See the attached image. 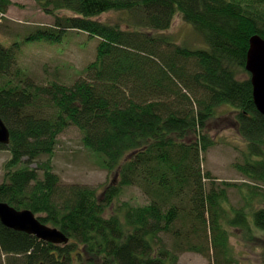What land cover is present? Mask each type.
<instances>
[{
    "label": "trees",
    "instance_id": "16d2710c",
    "mask_svg": "<svg viewBox=\"0 0 264 264\" xmlns=\"http://www.w3.org/2000/svg\"><path fill=\"white\" fill-rule=\"evenodd\" d=\"M34 1L56 19L51 31L99 42L95 59L72 84H39L18 63L20 43L0 42V116L10 132L0 151L11 155L0 202L31 210L70 238L55 245L0 221V264H180L187 252L236 264L225 225L251 238L250 213L264 232V115L246 70L251 38L264 39V0ZM11 5L0 0V14ZM112 11L127 15L126 29L97 19ZM178 16L208 49L192 50L164 34ZM42 29L41 35L49 31ZM241 73L248 77L239 79ZM223 107L234 111L249 144L244 163L234 164L249 181L239 186L218 183L202 168L214 144L209 124ZM70 126L105 169L117 172L101 195L63 185L53 171L59 136ZM130 187L147 203L107 214ZM227 187L243 200L232 218Z\"/></svg>",
    "mask_w": 264,
    "mask_h": 264
},
{
    "label": "rangeland",
    "instance_id": "374dc122",
    "mask_svg": "<svg viewBox=\"0 0 264 264\" xmlns=\"http://www.w3.org/2000/svg\"><path fill=\"white\" fill-rule=\"evenodd\" d=\"M5 16L0 15V42L20 43L18 63L36 82L44 84L49 80H60L72 84L84 69L96 57L98 39L78 32L51 31L55 26V18L40 9L34 0H11ZM60 12L59 15H68ZM127 15L122 12H108L97 19L109 24H121L126 29ZM41 27V28H39ZM46 34L41 35L44 30ZM173 43L186 46L192 50H206L208 45L201 35L196 33L192 25L184 22L181 16L174 19L170 30L164 32ZM241 73L239 79L247 78ZM232 108V107H231ZM213 146L203 157L202 168L209 172L212 180L218 183L239 186L249 182L235 170L234 164L244 163L249 156V144L238 131V125L233 110L223 107L209 124ZM7 150L0 151V182L4 181V165L10 158ZM42 156L40 161L47 160ZM53 171L58 174L63 185L78 184L96 188L101 195L104 190L117 179L116 171H109L102 165L97 153L89 151L82 142L81 132L70 126L59 136V143L52 160ZM35 167V164L33 165ZM43 176V171H40ZM233 187V186H231ZM231 187H227L229 198L225 208L232 218L233 210L240 208L242 196ZM248 191L244 188L243 195ZM227 194V195H228ZM147 203V198L137 187L125 188L123 194L107 209V214L117 206H139ZM254 211L262 208L256 204ZM251 238L243 229L230 224L226 228L230 235V248L236 264H264V232L257 228L252 214H248ZM180 264H216L201 254L187 252L180 255Z\"/></svg>",
    "mask_w": 264,
    "mask_h": 264
},
{
    "label": "water",
    "instance_id": "95a60500",
    "mask_svg": "<svg viewBox=\"0 0 264 264\" xmlns=\"http://www.w3.org/2000/svg\"><path fill=\"white\" fill-rule=\"evenodd\" d=\"M246 70L251 75L254 103L264 115V39L258 35L250 40ZM0 143L10 144V132L1 116ZM0 221L9 229L27 233L47 243L62 245L70 241L58 228L42 223L31 210H18L6 202H0Z\"/></svg>",
    "mask_w": 264,
    "mask_h": 264
}]
</instances>
